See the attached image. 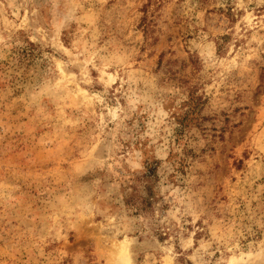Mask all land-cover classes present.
<instances>
[{"label": "rangeland", "instance_id": "374dc122", "mask_svg": "<svg viewBox=\"0 0 264 264\" xmlns=\"http://www.w3.org/2000/svg\"><path fill=\"white\" fill-rule=\"evenodd\" d=\"M0 264H264V0H0Z\"/></svg>", "mask_w": 264, "mask_h": 264}, {"label": "trees", "instance_id": "16d2710c", "mask_svg": "<svg viewBox=\"0 0 264 264\" xmlns=\"http://www.w3.org/2000/svg\"><path fill=\"white\" fill-rule=\"evenodd\" d=\"M198 98L199 97L191 96L186 102L189 108L177 121L181 129H183L187 124L186 120L196 106V103L193 104V100L195 102ZM159 163L160 162L158 160H149L146 158L143 162V168L138 172V174H135L132 177L136 182L133 183L134 197L130 196L129 200L141 211H151L156 200L155 185L158 180Z\"/></svg>", "mask_w": 264, "mask_h": 264}]
</instances>
